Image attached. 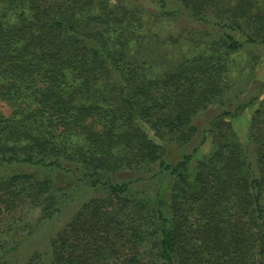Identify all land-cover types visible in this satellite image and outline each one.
Instances as JSON below:
<instances>
[{
  "label": "trees",
  "instance_id": "trees-1",
  "mask_svg": "<svg viewBox=\"0 0 264 264\" xmlns=\"http://www.w3.org/2000/svg\"><path fill=\"white\" fill-rule=\"evenodd\" d=\"M154 1L219 33L231 52L264 48V0ZM134 5L0 0V101L13 108L0 111V163L69 173L106 193L77 209L75 220L88 212L73 250L64 227L49 238L54 250L21 261V210L40 207L44 222L65 199L50 176L0 175V264H264V80L258 94L198 124L219 91L220 59L199 57L161 78L125 60L129 36L116 50L98 26L131 32L145 15ZM257 100L248 142L218 141L191 177L186 168L216 120ZM197 135L191 151L166 156V146L183 149Z\"/></svg>",
  "mask_w": 264,
  "mask_h": 264
},
{
  "label": "rangeland",
  "instance_id": "rangeland-1",
  "mask_svg": "<svg viewBox=\"0 0 264 264\" xmlns=\"http://www.w3.org/2000/svg\"><path fill=\"white\" fill-rule=\"evenodd\" d=\"M134 7L142 9L145 14L142 24H139L131 32L129 30L124 36L118 35L122 30L118 24L107 27L98 26L99 29H104L105 36L97 34V38L102 41L103 37L108 41L107 44L110 47L113 46L118 50L121 46L119 41L128 35L130 43L124 55L125 60L141 66L144 63L146 73L161 78L174 70L177 71L178 67H181V63L182 65L191 64L199 57L220 59L219 63L223 67L219 76V91L208 110L196 119L198 124L207 125L222 110H233L238 102L246 101L252 95L259 93L258 80H264V48L254 47L231 52L223 43L219 33L199 27L187 17L185 19L173 18L166 14V11H161L159 3L154 0H135ZM172 8L170 7V10ZM117 56L120 58L121 53L118 52ZM210 80H215V78L212 77ZM212 86L214 84L211 82ZM259 102L260 100L255 101L245 111L239 112L236 117L216 120V129L214 132H208L205 143L194 154L189 169L186 168V172L191 177L195 174L198 160L212 153L218 141L230 138L244 143L248 142V136L254 132L252 120ZM0 111L5 115H10L13 108L7 102L0 101ZM200 138L201 135H197L183 149L180 145L169 144L166 146V156L172 161L179 159L181 152L185 149L191 151L198 144ZM14 172L34 173L41 179L47 178V176L54 178V186L62 188L58 191L59 195L57 196L59 199H65L62 211L48 221L42 222L40 207L25 206L21 210L18 232L21 235L29 234L26 237L28 240L21 249L23 250L21 261L28 257L32 250H54L52 249L54 245L51 246L49 238L52 236L56 239L58 237L56 233L64 227L66 230L62 233V244L65 245V250H73L69 248L70 244L79 239L77 236L82 232V223L85 221L83 220L84 214L88 212V208L84 207L83 214L79 216L78 220H75L73 216L77 213V209L79 210L86 202L93 201L94 198L105 197L106 193L87 182L85 184L84 181L69 173L60 175L54 170L40 167L25 164L5 167L0 163V175ZM79 176H81L80 173ZM105 199L106 197L102 200ZM97 202L99 201L92 202L90 206L95 208ZM86 224L88 225L90 222Z\"/></svg>",
  "mask_w": 264,
  "mask_h": 264
}]
</instances>
